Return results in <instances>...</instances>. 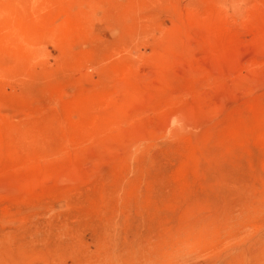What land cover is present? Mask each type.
I'll use <instances>...</instances> for the list:
<instances>
[{
  "label": "rangeland",
  "instance_id": "374dc122",
  "mask_svg": "<svg viewBox=\"0 0 264 264\" xmlns=\"http://www.w3.org/2000/svg\"><path fill=\"white\" fill-rule=\"evenodd\" d=\"M0 6V264H264V0Z\"/></svg>",
  "mask_w": 264,
  "mask_h": 264
},
{
  "label": "bare ground",
  "instance_id": "6f19581e",
  "mask_svg": "<svg viewBox=\"0 0 264 264\" xmlns=\"http://www.w3.org/2000/svg\"><path fill=\"white\" fill-rule=\"evenodd\" d=\"M15 24H16V18L14 17L13 13L1 7L0 8V44H1L0 46L2 47L11 46L17 49L23 48L26 38L22 36L21 31L19 33V31L16 30ZM6 47H4V49Z\"/></svg>",
  "mask_w": 264,
  "mask_h": 264
}]
</instances>
